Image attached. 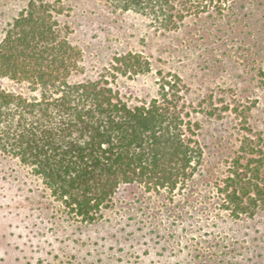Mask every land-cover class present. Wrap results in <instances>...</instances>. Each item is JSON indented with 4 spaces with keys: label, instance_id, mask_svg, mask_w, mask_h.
Segmentation results:
<instances>
[{
    "label": "rangeland",
    "instance_id": "obj_1",
    "mask_svg": "<svg viewBox=\"0 0 264 264\" xmlns=\"http://www.w3.org/2000/svg\"><path fill=\"white\" fill-rule=\"evenodd\" d=\"M39 1L58 10L80 53L74 81L97 80L116 57L139 55L149 71L119 74L113 85L138 105L158 95L163 77H180L203 157L175 192L122 186L85 223L29 166L0 152V264H264V212L235 219L216 189L246 137L264 143V0H185L170 30L106 0ZM28 3L0 0V43Z\"/></svg>",
    "mask_w": 264,
    "mask_h": 264
},
{
    "label": "trees",
    "instance_id": "obj_2",
    "mask_svg": "<svg viewBox=\"0 0 264 264\" xmlns=\"http://www.w3.org/2000/svg\"><path fill=\"white\" fill-rule=\"evenodd\" d=\"M149 17L166 30L182 18L185 0H106ZM80 53L58 10L29 0L0 43V152L42 178L73 218L95 222L118 190L139 185L170 193L196 173L203 150L182 105V80L162 78L159 93L131 105L115 89L117 75L149 71L141 56L116 57L108 73L74 81ZM217 193L233 218L264 212L263 138L244 139Z\"/></svg>",
    "mask_w": 264,
    "mask_h": 264
}]
</instances>
